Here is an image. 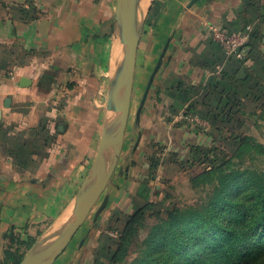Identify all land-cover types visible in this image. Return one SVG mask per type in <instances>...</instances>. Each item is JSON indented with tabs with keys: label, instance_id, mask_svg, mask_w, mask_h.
<instances>
[{
	"label": "crops",
	"instance_id": "obj_1",
	"mask_svg": "<svg viewBox=\"0 0 264 264\" xmlns=\"http://www.w3.org/2000/svg\"><path fill=\"white\" fill-rule=\"evenodd\" d=\"M163 2L157 31L170 43L140 123L165 145L156 176L170 178L178 162L199 164L201 151L228 136L235 144V137L249 136L243 129L250 120L264 118V0ZM117 3L0 0V264L68 218L89 173L102 117L103 127L108 118L97 104L103 77L110 59L113 72L119 65L120 52L112 57ZM247 25L255 38L244 60L226 57L211 39L212 28ZM242 68L245 77L238 79ZM183 113L198 115L211 130L179 120ZM136 149L118 161L124 186L151 175ZM109 248L88 229L54 264H102L101 252Z\"/></svg>",
	"mask_w": 264,
	"mask_h": 264
},
{
	"label": "rangeland",
	"instance_id": "obj_2",
	"mask_svg": "<svg viewBox=\"0 0 264 264\" xmlns=\"http://www.w3.org/2000/svg\"><path fill=\"white\" fill-rule=\"evenodd\" d=\"M163 6V0H154L153 6L150 10L148 11L147 6L143 10L144 14L140 16L142 36L136 57L132 101L125 135V152L129 148L136 147V151L145 154V156L142 154L141 162L145 158V161L149 164L151 175L147 176L146 174H143V176L137 178V180L133 177L129 183L124 186L120 183L118 177L119 166L117 165L101 198L68 246L71 247V249L73 247L75 248L81 240V235L84 232L86 233L88 229L93 228L98 235L99 242L110 245L108 252L105 253L106 249L103 250L104 252H101L100 256L104 258V263L102 264H147L155 253H159L155 250L158 245L156 243V238L167 236L165 232L159 234V229L168 219V215L173 209L183 210L184 212L181 213L184 214L190 212L189 217H192L193 215L195 216L197 215L195 212L199 210L206 198L211 197L214 194L215 189L220 186L223 178L222 175H227L231 172L230 175L232 176L237 172L244 170L264 171V154H255L253 156L246 155L242 156L240 159L233 158L236 154V145L233 143L232 136H228V138L222 141L220 145H210L211 147L209 146L206 151H201L199 155V164L189 166L186 165L185 162H182L181 164L178 162L176 170L174 169V173L171 174L170 178L161 175L156 176V172L163 164V161H161V154L165 149V145L159 144V142L150 137L145 123V126L142 127L141 123L137 122V111L149 78L165 47L164 35H161V32L157 31V22L164 14ZM115 39V48L113 47L114 51L112 57L117 50L119 52V35H117ZM118 58V63L120 64L122 61L121 55H119ZM113 69L114 67L110 59L108 76H104L105 78L103 77V86L100 97L97 101V104L102 109L104 117L109 86L114 79L115 71L113 72ZM192 115L200 118L198 115ZM200 120L202 126L204 125L209 132L211 130L208 126L209 122L201 118ZM181 121L193 125L197 129H205L196 121ZM249 123V127L245 130L243 129V131L256 139L258 143L264 145V118H253ZM102 124L100 127V134L103 131L102 129H104ZM125 152L121 155V158L123 157L124 160L126 157ZM229 159H232L235 165L230 172V168H223L222 173H217L211 170ZM127 165H129V163L126 165L124 164L123 167H126ZM137 166L138 165H135L134 167ZM139 166L141 167L142 165L139 164ZM120 187L123 192L127 191L125 196L117 194V192L121 190ZM105 196H109L111 201H109L110 203L108 202L107 207L102 213L95 218V213ZM140 209L143 210L142 220L136 224L133 235L127 239V242L125 243L126 249L114 259L113 256L120 244V239L123 235L126 223L132 215ZM65 222L66 219H63L53 230L43 235L42 238L40 237L37 242L32 241L27 249L22 250L21 254L18 253V250L14 251V254L18 255V258L24 256L25 253L37 243H40L43 239L51 237L58 232ZM94 237L96 239V235H92L90 239L93 240ZM168 238L170 240V236ZM163 243H166V240H164ZM45 245L46 244H43L41 247H44ZM164 252H166V249H164ZM173 260L181 262L180 258H174ZM170 264H172L171 261Z\"/></svg>",
	"mask_w": 264,
	"mask_h": 264
},
{
	"label": "trees",
	"instance_id": "obj_3",
	"mask_svg": "<svg viewBox=\"0 0 264 264\" xmlns=\"http://www.w3.org/2000/svg\"><path fill=\"white\" fill-rule=\"evenodd\" d=\"M235 145L233 158L264 154V145L252 136L235 137ZM233 167L229 159L211 170L222 173L223 168H230V172ZM230 173L222 175L220 186L206 198L197 215L189 217L190 212L184 214L179 209L169 213L159 229V234L167 236L156 238L159 253L147 264H264V171ZM142 211L126 223L114 259L126 249L127 239L142 220ZM7 257L10 264H19L24 256L7 253Z\"/></svg>",
	"mask_w": 264,
	"mask_h": 264
},
{
	"label": "water",
	"instance_id": "obj_4",
	"mask_svg": "<svg viewBox=\"0 0 264 264\" xmlns=\"http://www.w3.org/2000/svg\"><path fill=\"white\" fill-rule=\"evenodd\" d=\"M200 0H191L189 7ZM139 0H118L115 11V32L120 38L121 66L112 80L107 97V122L92 166L77 191L71 212L63 227L53 236L33 246L19 264H54L65 252L77 231L84 224L104 193L121 157L132 101L136 57L142 36V25L138 19ZM170 40L158 59L149 78L146 90L137 111V122L148 99L153 82L160 71ZM245 77L242 68L238 79ZM109 196H105L95 213L97 218L107 207ZM46 244L44 247L41 245Z\"/></svg>",
	"mask_w": 264,
	"mask_h": 264
},
{
	"label": "built area",
	"instance_id": "obj_5",
	"mask_svg": "<svg viewBox=\"0 0 264 264\" xmlns=\"http://www.w3.org/2000/svg\"><path fill=\"white\" fill-rule=\"evenodd\" d=\"M254 38L255 33L251 25H247L239 31H231L226 28L211 29L212 41L220 47L228 58L243 60ZM179 120L196 121L206 129L204 125L202 126L200 118L190 113L180 115Z\"/></svg>",
	"mask_w": 264,
	"mask_h": 264
},
{
	"label": "bare ground",
	"instance_id": "obj_6",
	"mask_svg": "<svg viewBox=\"0 0 264 264\" xmlns=\"http://www.w3.org/2000/svg\"><path fill=\"white\" fill-rule=\"evenodd\" d=\"M151 0H139V4H138V19L140 21V16L143 15L144 13V9L149 5ZM146 12V10H145ZM118 47H119V52H120V42L118 43ZM117 53V52H116ZM115 53V54H116ZM117 55V54H116ZM119 55V54H118ZM115 58V57H114ZM118 60V59H116ZM120 66H121V63L118 65V67L116 68L115 70V73H114V77L117 75L119 69H120ZM67 220V219H66Z\"/></svg>",
	"mask_w": 264,
	"mask_h": 264
}]
</instances>
